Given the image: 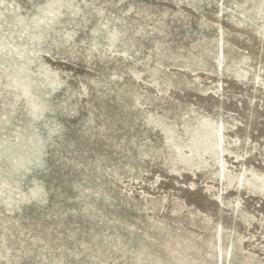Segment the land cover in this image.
<instances>
[{
	"label": "rangeland",
	"instance_id": "374dc122",
	"mask_svg": "<svg viewBox=\"0 0 264 264\" xmlns=\"http://www.w3.org/2000/svg\"><path fill=\"white\" fill-rule=\"evenodd\" d=\"M53 1L0 0L32 58L0 56V264H229L230 237L231 264H264V192L175 148L211 120L233 173L264 174L259 0H57L35 28Z\"/></svg>",
	"mask_w": 264,
	"mask_h": 264
},
{
	"label": "bare ground",
	"instance_id": "6f19581e",
	"mask_svg": "<svg viewBox=\"0 0 264 264\" xmlns=\"http://www.w3.org/2000/svg\"><path fill=\"white\" fill-rule=\"evenodd\" d=\"M52 4L55 6L51 7L47 11L46 15H43L39 19H35L33 21V26L35 28L47 27L51 25L50 21L53 22L55 18L58 17V13L60 12L59 9L62 5L61 3H58L57 0L53 1ZM255 10H256V16L262 19V21L264 22V0H259L257 5L255 6ZM9 54H11L12 58L15 57L18 60L22 59L24 63L30 64L32 62V58L28 55V52H26L23 49H20L18 45L17 46L8 45L6 43V38H5L3 31L0 30V56L7 58ZM25 70L26 69L24 65H22L16 71H7L3 69V73H5L6 76L10 77V81L7 83L8 85L17 88L18 90H21L22 93L25 95H29L31 94L30 86L27 83V81L24 79L25 76L22 77L21 75V73L25 72ZM7 91L9 92L10 90H7ZM34 108L36 109L34 113L38 115L39 109H37L36 107ZM15 129H16V126H15ZM230 143L231 142L227 139L226 127L224 125H218L217 123H214L211 120H205L202 124V129L198 133L196 139H192L191 143L185 146L175 145V148L178 151L177 155L186 163H191L195 158L202 159L204 154L208 153L209 158L205 159L203 162L207 166L209 165L216 166V170L214 172L215 174L219 176V179H222L223 185H227V187H230L232 186L234 181L237 180L241 188L252 190V191H259L263 193L264 192V174H260L256 172L255 170H252L248 167H245L244 171L239 174L233 173L232 166L230 165V161L228 159L229 154L232 153V151L228 147ZM2 144L5 146V148H13L14 146L13 143L9 139L3 140ZM185 147L189 149L188 153L184 151ZM217 197L218 199H220L221 203L224 206H229L231 204L230 200L228 202H225V198L223 197V194L220 195V193H218ZM250 216L251 215L249 213H246L245 215H243L244 219L247 221L249 220ZM244 241L245 239L241 237L240 240H238V244L243 245ZM237 246L238 245L235 244V241L231 240V237H230L228 239L227 245L220 247L219 254L221 258L222 259L226 258L229 264L233 263L234 261L233 256L235 252L234 248ZM240 249L241 251H244L245 247H242ZM249 257H252V255L249 254Z\"/></svg>",
	"mask_w": 264,
	"mask_h": 264
}]
</instances>
